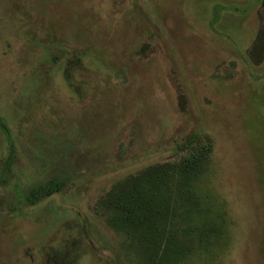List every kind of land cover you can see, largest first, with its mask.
Listing matches in <instances>:
<instances>
[{
	"label": "rangeland",
	"instance_id": "1",
	"mask_svg": "<svg viewBox=\"0 0 264 264\" xmlns=\"http://www.w3.org/2000/svg\"><path fill=\"white\" fill-rule=\"evenodd\" d=\"M0 264H264V0H0Z\"/></svg>",
	"mask_w": 264,
	"mask_h": 264
},
{
	"label": "trees",
	"instance_id": "2",
	"mask_svg": "<svg viewBox=\"0 0 264 264\" xmlns=\"http://www.w3.org/2000/svg\"><path fill=\"white\" fill-rule=\"evenodd\" d=\"M194 162L196 161H183L182 164H180L179 170L176 169L177 171L175 172H172V170L169 172L166 171L162 174H147L146 176L138 179V181H141L140 185L130 186L128 190H125L122 194L116 195L114 204L117 206L119 205L120 208H122V214L115 219V221H118L119 223L118 229L120 231H125L129 228L131 230L137 228L138 223L143 221L142 216H140L142 202L145 205L148 199H157L160 192L163 191L164 188H167L164 182L167 181L169 177H172V175L174 176L175 174H179L181 176L184 171L188 172L191 164ZM61 185L62 184H60L58 179H52L46 183L35 185L30 189L26 196V200L33 204L42 197L49 196L53 192L58 191ZM137 200H139L140 203H136ZM118 223L116 226H118ZM153 260L154 259L148 257L145 261L149 262Z\"/></svg>",
	"mask_w": 264,
	"mask_h": 264
}]
</instances>
